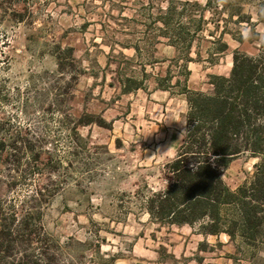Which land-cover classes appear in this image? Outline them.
Wrapping results in <instances>:
<instances>
[{
  "label": "rangeland",
  "instance_id": "rangeland-1",
  "mask_svg": "<svg viewBox=\"0 0 264 264\" xmlns=\"http://www.w3.org/2000/svg\"><path fill=\"white\" fill-rule=\"evenodd\" d=\"M147 4L156 13L166 0H0V205L6 216L30 213L34 242L14 250L31 253L30 264H264V236L257 246L203 236L197 225H158L143 209V197L165 184L186 112L176 87H155L168 64L177 69L163 38L149 52L145 90L120 91L117 79L139 77L147 56L125 63L134 51L117 43L143 37ZM210 9L190 54L199 51L200 61L187 66L193 90H209V74L228 73L231 50L257 52L237 17L249 15L263 31L255 13L264 19V0H211ZM222 30L228 50L209 64ZM256 162L235 158L222 176L227 186L250 179ZM31 198L35 208L25 206Z\"/></svg>",
  "mask_w": 264,
  "mask_h": 264
},
{
  "label": "trees",
  "instance_id": "trees-1",
  "mask_svg": "<svg viewBox=\"0 0 264 264\" xmlns=\"http://www.w3.org/2000/svg\"><path fill=\"white\" fill-rule=\"evenodd\" d=\"M210 2L206 0L201 6L196 1L166 0L164 7H156V13L149 12L150 4L143 6L148 11L143 37L133 44H117L134 51L131 58L120 53L125 63L140 60L142 53L147 58L138 61L139 77L130 75L117 81L121 93L145 90L144 82L150 77L145 67L155 62L148 56L155 51L158 38L174 49V57L167 61L175 63V75L168 64L164 76L156 77L154 82L157 89L164 91L176 87V93L183 96L185 126L175 156L163 166L165 184L143 197V209L149 219L158 225H197V232L203 236L225 234L230 241L239 236L244 244L257 246L264 236V19L259 11L255 13L263 28L259 35L249 15L237 17L236 23L249 24L247 41H258L257 52L252 55L238 48L231 50L228 73L209 74V90H193L187 86V66L200 61L199 51H195L196 58L190 54L195 38L207 23L205 12H211ZM238 11L239 7L229 15L239 14ZM224 33L220 31L214 47L207 50L209 64L228 50L220 38ZM235 40L244 41L241 36ZM173 78V85H169ZM239 156L255 158L257 162L251 178L230 189L222 176ZM35 195L42 193L36 191ZM35 201L31 198L25 206L35 208ZM29 220L30 213L6 216L0 205V264L36 262L31 260V253L18 256L14 251L18 242H34ZM39 256L46 257V250L42 249Z\"/></svg>",
  "mask_w": 264,
  "mask_h": 264
}]
</instances>
